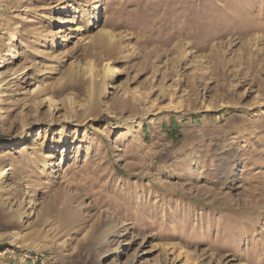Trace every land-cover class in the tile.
Listing matches in <instances>:
<instances>
[{"label":"rangeland","instance_id":"rangeland-1","mask_svg":"<svg viewBox=\"0 0 264 264\" xmlns=\"http://www.w3.org/2000/svg\"><path fill=\"white\" fill-rule=\"evenodd\" d=\"M99 28L121 72L97 99L66 68L76 49L101 73ZM15 31L34 52L0 69L20 72L0 88V264H264V0H0V60Z\"/></svg>","mask_w":264,"mask_h":264},{"label":"bare ground","instance_id":"bare-ground-1","mask_svg":"<svg viewBox=\"0 0 264 264\" xmlns=\"http://www.w3.org/2000/svg\"><path fill=\"white\" fill-rule=\"evenodd\" d=\"M74 12H75V10H74ZM64 20H65L64 18H58L56 21L58 23H63V25H64ZM70 28L71 27H67L66 30H70ZM66 30H61V28H57L56 33H63ZM118 34H120V33H118ZM118 34L99 28V29L95 30V32L90 34V36H88L87 44L84 46V48L87 50H85L84 53L88 57H94V59H91V60H93L94 62H96L98 65L101 66L99 68V71H101V73H97L96 75L92 74L93 70L90 66V65H92V63H90V62L82 63L78 57V51L76 49L75 50H72V49L67 50L69 55H72L75 58L74 60L70 61V63L67 65V68H66L68 75L70 76V79L73 80V82L85 81L88 79V76L90 75L91 77H90V83H89V90H90L91 94L93 96H95V98H97V99L100 97V95H102L103 93H106V88H107L108 84H110V85H108V87H116L113 85V83H114V80L117 77V75L121 72L119 70L118 66H115L116 63L118 62V58L120 55L119 54L120 53L119 43H121L120 42L121 37ZM18 36H21V33L19 31H15L14 34L12 35L11 39L7 43L8 47H9V52H8L7 58L0 60V69L3 68L8 63H16L19 60L20 56L24 53L32 54L34 52V50H32V48L27 46V45L23 46V50L20 49V47H18L19 46ZM63 36L64 35L60 36L61 43H63V41H65V38ZM57 41H58L57 36H54L53 37L54 46L56 45ZM34 71H35V73H42V70L37 69L36 67H35ZM155 71H157V70H155ZM167 74H168V72H167ZM19 75H20V72L14 71L11 73L9 79L7 81H4L3 76L0 72V88H2L3 86H5L7 88L9 82L14 85L15 84L14 82L17 79H19ZM165 78H167V77H165ZM95 80L96 81L98 80L97 84L95 83ZM55 88L56 87L54 86L53 89H55ZM160 89L162 90L161 92H163V91L166 92V90L168 91L167 93L171 92L169 95L172 97L175 93L174 91H178L179 87H177V84L172 83L170 85L168 84L165 87L162 86ZM155 90L156 89H153V91H155ZM151 93H152V91L148 92V94H151ZM6 95L7 94H3L2 96L4 97ZM162 98H164V97H162ZM47 99H49V104H50L52 110L58 111L59 103L52 98H47ZM155 101H156V99L150 100L149 101L150 105L152 106L155 103ZM169 104H172V102H169ZM173 106L178 107V108H184L183 107L184 106L183 101L180 99L176 100V102H174ZM209 107L211 108V106H209ZM2 113H4V109L2 107H0V114H2ZM135 132H136V130L132 129V130H128L126 132V134H127V136H131ZM23 147H25V145L22 146L21 148H23ZM15 149H16L15 143H10L8 145L0 146V157L9 154V152H14ZM64 157H65V153L62 155V158L59 161L60 163L64 162ZM14 168H15V164L9 163L0 171V186L7 185L9 175H10L11 171L14 170ZM31 203H33V201L32 202L29 201L28 203H25L26 208L32 207L30 205ZM14 211L18 213L17 215H18V217H20V219H22V217H27L30 215V213H32L31 211L26 213V210H24V206L22 205V203L17 201V200L13 201V202L10 201L9 207L6 208L7 213H13ZM122 234H123V232H122ZM165 247H167V246L164 245V248ZM171 248H173V247H170V249ZM165 250H166V248H165ZM173 251L177 252L176 256L182 255L183 257H185V259L188 258V254L183 253L181 250H178V248L174 247L173 249H171V253H173ZM225 261H226V259H225ZM227 262H229V260Z\"/></svg>","mask_w":264,"mask_h":264}]
</instances>
